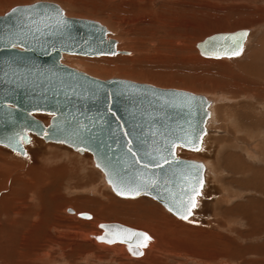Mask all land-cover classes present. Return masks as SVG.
<instances>
[{"label": "rangeland", "instance_id": "374dc122", "mask_svg": "<svg viewBox=\"0 0 264 264\" xmlns=\"http://www.w3.org/2000/svg\"><path fill=\"white\" fill-rule=\"evenodd\" d=\"M37 1L53 2L65 13L73 10L74 16L68 17L91 19L106 27L117 45L132 51L125 56L129 60L118 66L162 74L172 71L179 81L153 84L146 79H124L188 91L212 100L214 120L207 128L210 135L206 133L198 153L179 154L208 163L211 169L206 167L205 185L193 212L196 217L183 222L149 197L116 196L87 153L79 155L39 138L31 147L26 146L29 152L25 158L0 146V264L2 260L17 264L23 260L17 254L26 253L29 258L32 251L46 253L39 264H264V81L239 66L255 62L254 72L264 74V0H0V15L14 6ZM240 29L249 30L250 39L239 57L219 59L222 67L217 71L201 64V59H212L201 58L196 43L214 33ZM177 38L184 42L183 47L173 44ZM74 61L77 62L67 57L63 64L99 79L122 76L91 75L86 66ZM203 76L202 83L197 84L195 79ZM33 161L37 167L30 170L31 178L46 179L32 190L36 199L20 181H14L18 177L26 180ZM63 165H67L66 170ZM135 200L144 203L125 206ZM23 202L27 207L37 205L38 216L33 223L20 222L21 211L16 208L23 207ZM12 205L19 214L15 223L9 224L3 216ZM64 208L91 214L98 223L115 222L145 230L158 239L162 251L149 255L147 263L117 257L111 250L77 238L73 232L84 235L94 230V221L68 218ZM117 214L124 217L117 219ZM144 221L150 223V228L137 224Z\"/></svg>", "mask_w": 264, "mask_h": 264}, {"label": "water", "instance_id": "95a60500", "mask_svg": "<svg viewBox=\"0 0 264 264\" xmlns=\"http://www.w3.org/2000/svg\"><path fill=\"white\" fill-rule=\"evenodd\" d=\"M248 33L240 29L213 34L197 47L207 57H237ZM107 34L101 23L67 17L50 1L14 6L0 15V146L25 157V146L35 136L87 153L116 196L149 197L186 221L194 210L188 215L186 202L200 179L204 185L205 167L178 156L177 149H200L210 102L188 91L122 78L99 79L61 62L63 54H130L117 51L116 41ZM236 51L240 54L234 55ZM35 114L49 115L48 124ZM185 215L186 220L181 218ZM98 228L96 241L120 244L130 258H140L147 248L137 246L142 238L129 236L144 234L139 229L115 222L99 223Z\"/></svg>", "mask_w": 264, "mask_h": 264}, {"label": "bare ground", "instance_id": "6f19581e", "mask_svg": "<svg viewBox=\"0 0 264 264\" xmlns=\"http://www.w3.org/2000/svg\"><path fill=\"white\" fill-rule=\"evenodd\" d=\"M59 6V5H58ZM60 7V6H59ZM75 7V6H74ZM61 8V7H60ZM72 8H73V6H72ZM79 8V7H78ZM62 9V8H61ZM76 9V8H75ZM63 10V9H62ZM64 11V10H63ZM70 12H67V13H65V11H64V14H65V16H67L68 17V15H72V16H74L73 14V10H69ZM82 19V18H81ZM106 28V27H105ZM107 29V28H106ZM223 29V28H222ZM224 30V29H223ZM107 31H108V34H107V38L108 39H111L110 38V31L107 29ZM221 31V30H220ZM249 31V30H248ZM218 33H223V31L222 32H218ZM225 33V32H224ZM226 33H229V32H226ZM214 34H217V33H214ZM173 35V34H172ZM172 35H170L169 37H171ZM213 35V34H212ZM211 36V35H210ZM250 35H249V33H248V36H247V38H246V42L244 43V46H245V44L247 43L248 44V40L250 39V38H248ZM178 39V38H177ZM174 40L173 41V44L178 48V47H183L184 46V42L183 41H181V40ZM205 39V38H204ZM203 39V40H204ZM126 40V39H125ZM202 40V41H203ZM116 41V40H115ZM201 42V41H200ZM199 43V42H198ZM198 43H196V45H195V47H196V51H197V53H198V55L201 57V58H205V59H212V61H209V60H200V61H202L201 62V64H206L207 66H208V68L207 69H211V70H216L217 71V69L219 68V67H222L221 65H222V61L221 60H223V59H233V58H237V57H239V56H237V57H232V58H225V57H223V58H212V57H207V56H204V55H202L201 53H200V51H199V49H198V47H197V44ZM194 45V44H193ZM124 47H126V46H120L119 45V43H118V45H117V41H116V49H117V51H127V50H125L124 49ZM176 48V49H177ZM243 49H244V47H243ZM128 52V51H127ZM193 52V51H192ZM242 52H243V50H242ZM129 53L130 54H132V51H129ZM129 54V55H130ZM197 55V54H196ZM125 56H126V54H116V55H114V56H100V57H86V56H78V55H70V54H63V56H62V59H61V62L62 63H64L63 62V59H65V58H67V57H69V58H73V60H77V62H75L77 65H79V66H81V65H83L84 67L86 66L87 68H88V70H86V72H88V73H91V75H100V74H110V73H119L120 75H122V76H120L122 79H124V78H131V79H138V80H141L142 81V79H146V80H148V81H150V82H153V84H154V82L155 83H164V84H166V82L167 83H170V82H173V81H175V80H177V79H175L173 76V72L171 71L170 73H168V72H166V73H164V74H162V73H158V72H146V71H142V70H134V69H131V68H133V67H135V66H131L130 68H128V67H125V66H118V63L120 62L121 64L123 63V62H125V61H128L129 59H127V58H125ZM128 56V55H127ZM111 57V58H110ZM118 57H121L120 59H116V58H118ZM94 58H100L99 60H97V61H90V60H88V59H94ZM219 59H221L220 61H219ZM117 60V61H116ZM214 60V61H213ZM216 60V61H215ZM131 63H134V61L132 60L131 62H130V64ZM225 63V62H224ZM113 64H116V65H113ZM226 65V64H225ZM239 66L241 67V69L242 70H249V72H250V75H255V77L257 76V77H259L260 79H262L263 81H264V74H262L260 71H258L257 72V74H256V71L254 72V70H255V68H256V66H255V62L253 63V62H250V63H248V64H239ZM85 67V68H86ZM225 67V66H224ZM247 68V69H246ZM227 69V68H226ZM260 69V68H259ZM223 70V69H222ZM228 70V69H227ZM198 71V70H197ZM206 71H208V70H206ZM205 71V72H206ZM230 72V71H229ZM228 72V73H229ZM214 73V72H213ZM219 73V72H218ZM218 73H216L217 75H218ZM224 73L225 74H227L225 71H224ZM233 73V72H232ZM208 74H210V73H208ZM101 75V76H102ZM195 75H197V74H195ZM203 75V74H202ZM202 75H200V76H202ZM211 75V74H210ZM215 75V74H214ZM234 75V74H233ZM216 76V75H215ZM244 76V75H243ZM196 77V76H195ZM217 77V76H216ZM229 77H230V75H229ZM233 77V76H232ZM239 78V77H238ZM203 79H204V76L203 77H198V78H196L195 79V82L197 83V84H201L202 83V81H203ZM206 79V78H205ZM216 79H218V78H216ZM255 79H257V78H255ZM184 80V79H183ZM210 80H211V77H210ZM136 81V80H135ZM179 80H177V82H178ZM216 80H214V82H215ZM225 81V80H224ZM149 82V83H150ZM176 81H175V84L177 83ZM209 82V81H208ZM207 82V83H208ZM141 83V82H140ZM207 83H206V85H207ZM211 83V82H210ZM217 83H218V81H217ZM146 84V83H145ZM152 83H150V85H151ZM182 84V83H181ZM186 83H184V85H185ZM212 84V83H211ZM214 84V83H213ZM228 84V83H227ZM249 84V83H248ZM168 85V84H167ZM173 85V84H172ZM193 85V84H192ZM216 85V84H215ZM219 85V84H218ZM217 85V86H218ZM200 86V85H199ZM212 86V85H211ZM233 86H234V84H233ZM156 87V86H155ZM185 87L186 88H190V89H193L192 87H190V86H188V85H185ZM219 87V86H218ZM236 87V86H235ZM235 87H233L234 89H235ZM240 88V87H239ZM175 90H177V89H175ZM214 90V89H213ZM262 90H264V87H263V89ZM262 95V94H261ZM264 95V94H263ZM204 97H206V96H204ZM215 97H217V96H215ZM207 98V100L210 102V104H209V106H208V110H209V117H208V119H207V121H206V124H205V128H206V132H205V135H206V133H207V135H210L209 133H208V130H207V128H208V126H210V125H212V122H213V112H212V110H213V101L212 100H209L208 99V97H206ZM41 115H43V114H35V116H41ZM50 118V116L49 115H43L41 118H40V120L41 121H43L46 125L48 124V119ZM213 119V120H212ZM211 120V122H209ZM205 135H204V137H205ZM204 137H203V139H204ZM38 140V137H35V136H32V139H31V142L28 144V145H30V147L32 146V143H33V141L34 140ZM40 139V138H39ZM203 139H202V142H203ZM39 141H42L43 143H46V142H44L42 139L41 140H39ZM35 142V141H34ZM41 142V143H42ZM46 144H56V145H58V146H60V147H64V150H66L67 149V146H62V144H58V143H51V142H49V143H46ZM28 145H26V146H28ZM26 146H25V148H26ZM35 146V145H34ZM57 146V147H58ZM201 146H202V144H201ZM3 147V146H2ZM6 148V147H5ZM66 148V149H65ZM68 149H69V147H68ZM71 149V148H70ZM200 149H201V147H200ZM9 150V149H8ZM72 150V149H71ZM11 151V150H10ZM73 151V150H72ZM200 151V150H199ZM12 152V151H11ZM28 152H29V148L26 150V156H28ZM76 152V151H75ZM185 152H190L191 154H195V153H198V151H196V152H192V151H184V150H182V149H177V155L179 156V154H182V153H185ZM14 153V152H13ZM31 153V152H30ZM77 153V152H76ZM15 154H17V153H15ZM77 154H79V153H77ZM19 155V154H18ZM56 154H54V156H55ZM79 155H86V153H84V154H79ZM88 155V154H87ZM25 156V157H26ZM91 156V155H90ZM89 156V158L91 159V164L93 165V167H95L94 166V163H93V159H92V156L90 157ZM22 157V156H21ZM24 157V158H25ZM70 157V156H69ZM73 157V156H72ZM34 158V157H33ZM39 159V158H38ZM35 160H37V158L35 159ZM40 161H41V159H40ZM36 162V161H35ZM38 163V162H37ZM90 164V165H91ZM204 164V167H205V171H204V185H205V174H206V167L208 166L209 168H210V165L207 163H203ZM31 167L28 169V171L26 172L27 174H25L27 177H26V180H24V181H22V180H20L19 178L20 177H18V178H16V180H14V181H20L21 182V186L26 190H28L27 192H29L31 195H32V197L34 198V199H36V197H34V193L35 192H33L32 190L34 189V188H37L38 186H40L41 184H42V182H46V179H44L43 177H39V176H37L36 178H31V176H30V170H32L34 167H37L35 164H34V161H33V163H31ZM39 165V164H38ZM68 165V164H67ZM67 165H63L62 166V168L63 169H65L66 170V168H67ZM12 166V165H11ZM69 167V166H68ZM73 168V167H72ZM92 168V167H91ZM36 169V168H35ZM69 169H71V168H68V170ZM211 169V168H210ZM209 170V169H208ZM63 171V170H62ZM40 175H41V173H40ZM45 177V176H44ZM8 179V178H7ZM22 179V178H21ZM102 179H103V175H102ZM9 180V179H8ZM103 181H104V179H103ZM263 181H264V179H263ZM11 182V184L13 183V177H12V180L10 181ZM104 182H106V181H104ZM264 183V182H263ZM7 185H9V181H7V183H6ZM107 184V183H106ZM20 185V184H19ZM108 185V184H107ZM204 185H203V187H202V190H203V188H204ZM108 188L110 189V187L108 186ZM202 190H201V192H202ZM32 191V192H31ZM112 191V190H111ZM32 197H31V201L33 202V200H32ZM141 197H146V196H140V197H137V199L139 198H141ZM201 197V194H200V196L198 197V198H200ZM121 198V197H120ZM198 198H197V200H198ZM124 199H136V198H124ZM136 201V200H135ZM17 203H21L20 201H18L17 200ZM128 203V202H127ZM132 204H129V205H125V206H129L130 208L132 207V206H136V207H138V206H140L141 204H143L144 203V200H138V201H136V202H131ZM23 205V207H21V208H16V210H18V211H21V216H20V222H24L25 223V221H26V223H27V221H32V223H33V221H35V220H37V216H38V214L36 213V211H37V205L36 204H32L31 206L32 207H27L26 205H24V204H26L25 202H23L22 203ZM89 205V204H88ZM196 205H197V201H196ZM162 206V205H161ZM34 207V208H33ZM164 208V207H163ZM67 209L68 208H64L63 209V213H67V214H69V216L68 215H66L68 218H71V219H74V220H78V219H80V218H77L76 217V214H77V211H75L73 208H70L73 212H69V211H67ZM196 209V207L194 208V210ZM8 210V209H7ZM15 210V207L12 205L11 206V208H10V212H7V214H4V216H3V219L6 217V221L9 223V224H13V223H15V221H14V218H15V216H16V214H19V213H17V212H15L16 211ZM194 210H193V212H194ZM145 211V210H144ZM38 212V211H37ZM168 212V211H167ZM193 212H192V215H193ZM171 214V213H170ZM172 215V214H171ZM148 216V215H147ZM174 216V215H173ZM194 216L196 217V214H194L193 216H190V218H188L186 221H188V220H190L191 218H194ZM124 216H122L121 214H120V216H119V214H117V216H116V218L117 219H122ZM175 217V216H174ZM115 218V219H116ZM175 218H177V217H175ZM19 219H17V220H19ZM86 219H88L89 221H94V230H92L91 229V231H89V232H86V233H84V235L80 232H73L75 235H76V237L77 238H79V239H83V240H86V241H88V242H90V243H92L94 246H97V247H99V248H101L102 250H111V252H112V254H114L115 256H117V257H119L120 256V258H123V259H129L130 261H132V260H134L135 262H139V263H141V262H145V263H147L146 262V260H148L149 259V255L151 256V254L153 253V252H156V253H161L160 251H162V249L159 247V245H158V243H159V241H158V239L157 238H154V237H152L149 233H147L145 230H142V229H140L141 231H143L144 232V234H146L148 237H150V240H149V242H148V245H147V248H145L144 250H143V255L140 257V258H130V257H128L127 256V254H126V252H125V249H124V247L122 246V245H120V244H113V245H111V244H105V243H100V242H98V241H96V239H94V235H99L100 234V229L98 228V224L99 223H102V222H97V221H99V220H96V218H93V216L90 214V217L89 218H86ZM95 219V220H94ZM141 219V218H140ZM178 219V218H177ZM180 220V219H179ZM182 221V220H181ZM186 221H183V222H186ZM36 223H37V221H36ZM106 223V222H105ZM152 223V222H151ZM138 225L140 224V226L141 227H148V228H150V223L148 222V221H144L143 223L142 222H139V223H137ZM34 226H35V224H33ZM123 225V224H122ZM16 225H14V227H15ZM126 226V225H125ZM129 227V226H128ZM16 228V227H15ZM187 229V228H186ZM17 230V229H16ZM188 230V229H187ZM75 231V230H74ZM190 231V230H189ZM66 232V231H65ZM33 240V239H32ZM31 240V241H32ZM38 240V239H37ZM163 241V240H162ZM5 242V241H4ZM24 242V241H23ZM96 247V248H97ZM24 248V247H23ZM26 248V247H25ZM172 248V247H171ZM98 249V248H97ZM177 249V248H176ZM10 252V251H9ZM110 252V253H111ZM14 253H17V252H14ZM32 253V255L29 257V258H26V257H28L29 255H27L26 253L25 254H23V253H19V254H17L18 255V257L19 258H21V260L22 261H17V264H39V263H41V260L42 259H44V257H43V255H45L46 256V253L45 254H43L42 255V253L40 252V253H37V252H34V251H32L31 252ZM39 256H41V258H39ZM178 256V255H177ZM4 257V256H3ZM43 257V258H42ZM193 257V256H192ZM153 258V257H152ZM27 259V261H25V260ZM155 260V259H154ZM214 260V259H213ZM151 261V260H150ZM1 264H7V262H6V260H2L1 261Z\"/></svg>", "mask_w": 264, "mask_h": 264}, {"label": "snow or ice", "instance_id": "6c2138e0", "mask_svg": "<svg viewBox=\"0 0 264 264\" xmlns=\"http://www.w3.org/2000/svg\"><path fill=\"white\" fill-rule=\"evenodd\" d=\"M14 11H15V10H14ZM243 35H246V33L243 34ZM240 50L242 51V46H241V49H240ZM233 54H234V55H239L240 52H239V51H236V52H234ZM188 143H191V141H189ZM180 146L183 147V146H185V145H180ZM172 147H176V145H173ZM193 150L199 151L200 149H199V148H193ZM129 151H131V149H129ZM171 155H174V153H171ZM164 161H165V163H167V162H168V158L165 157V158H164ZM157 166H161V165L159 164V162H157ZM144 167H148V165H144ZM198 184H199V188H202V187H203V180L200 179V180L198 181ZM199 188H198V187H195V186L192 188V190H191V194L189 195V199H188V201L186 202L187 205H188V207H187L188 215H191V210L194 209V208L196 207V200H195V197L199 195ZM117 194L120 195V194H122V193L118 192ZM136 194L139 195V192H137ZM181 218L186 220V219L188 218V216L185 215V216H182ZM129 236H130V237H139V238H142V241H143V242L140 243V244H138V245H137L138 247H146V246H147V243H148L149 240H150V237H148L146 234H142V233H135V232H133V233H130ZM99 239L104 240L103 237H100ZM106 242H108V243H113V242H117V241H115V240H107ZM120 242H123V241H120ZM130 250H131V248H130ZM137 254L139 255V254H142V253H137Z\"/></svg>", "mask_w": 264, "mask_h": 264}]
</instances>
